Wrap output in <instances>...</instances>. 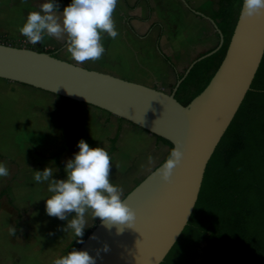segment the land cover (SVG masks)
Masks as SVG:
<instances>
[{
	"label": "water",
	"instance_id": "obj_1",
	"mask_svg": "<svg viewBox=\"0 0 264 264\" xmlns=\"http://www.w3.org/2000/svg\"><path fill=\"white\" fill-rule=\"evenodd\" d=\"M218 33V46L195 58L171 93L45 52L0 44L1 79L105 110L168 140L184 154L169 182L159 175L163 162L123 198L136 210L132 227L109 228L100 221L91 231L78 250L88 251L95 264H160L188 224L207 164L264 56V15H239L221 65L207 87L185 106L176 99V91L195 63L222 47L224 34L219 29Z\"/></svg>",
	"mask_w": 264,
	"mask_h": 264
},
{
	"label": "rangeland",
	"instance_id": "obj_2",
	"mask_svg": "<svg viewBox=\"0 0 264 264\" xmlns=\"http://www.w3.org/2000/svg\"><path fill=\"white\" fill-rule=\"evenodd\" d=\"M40 2L43 0H0V38L11 45L23 48H50L51 45L45 41L36 45L29 43L19 31L26 22L27 14L38 10L34 6H38ZM56 2L59 4V11H62L71 0ZM151 4L155 10L153 18L164 24L163 48L181 74L193 58L215 45L211 42L204 45L201 42L206 36L205 30L210 27L201 19L180 21L179 13L169 6L168 0H151ZM139 13L148 16L147 6L143 5ZM131 14L122 0H118L113 18L119 35L115 39L103 37L104 40L108 39V45H104L105 62L100 65L105 68L104 70L122 74V78L128 80L131 79L128 76L132 74L134 78L144 74L150 77L148 82L154 85L152 87L156 86L170 93L175 77L170 73L168 63L157 58L159 55L155 40H130L128 44L122 40L126 38L125 22ZM139 26L140 31L144 32L147 29L146 24ZM158 32L159 27L154 33ZM196 36L201 37L198 39ZM143 44L145 51L142 50L140 54L145 55L147 59L139 63L130 50L137 49ZM63 46L58 53L59 57L81 65L71 58L65 45ZM82 65L92 67L95 66V61H87ZM156 74H161L162 79L153 82V76ZM142 80L138 78L139 82ZM61 102L60 98L44 91L0 79V150L9 158L0 160V163L9 170L7 177H0V190L9 185L11 196L17 204L22 208H30L21 222L30 237H24L22 234L14 236L9 229L16 230L14 220L16 213L8 204L6 197L0 200V264H53L55 259L67 255L80 245L72 230H62L66 227L67 220H60L46 213L45 199L51 195L47 191V183H37L33 178L35 171H43L45 167H50L53 170V178L65 179L66 161L79 151V140L87 142L85 131L81 132V139L76 138V130L72 135V126H76V122L73 121L74 114L69 105ZM110 144L114 146L113 143ZM118 145L119 140L115 143L116 147ZM124 152L122 155L119 152L110 155L112 163L110 181L123 189L122 199L143 179L134 178L136 170L134 162L124 171L119 169V165L124 163L120 160L123 159ZM113 166L117 169L116 172L112 171ZM86 219L88 227L84 229L83 238L100 222L99 218L92 219L90 213Z\"/></svg>",
	"mask_w": 264,
	"mask_h": 264
},
{
	"label": "trees",
	"instance_id": "obj_3",
	"mask_svg": "<svg viewBox=\"0 0 264 264\" xmlns=\"http://www.w3.org/2000/svg\"><path fill=\"white\" fill-rule=\"evenodd\" d=\"M141 2H146L148 6V17L134 15L127 18L126 22L140 38L148 36L153 29L159 27L156 48L175 77L171 93L189 65L181 74L178 73L175 63L162 46L164 27L161 22L153 21L143 34L133 26V20L148 22L153 16L154 9L150 0H136L135 5L130 8H136ZM242 5L243 0L216 1L211 18L217 25V28L213 26V30L218 42L215 47L199 56L218 46V29L224 34V43L218 51L195 63L180 84L175 97L183 105H188L207 87L221 65ZM0 44L11 45L2 38ZM11 46L20 47L13 44ZM63 47L30 49L60 58L58 53ZM154 88L159 89L156 86ZM73 121L76 122V117ZM74 130L75 125L72 126V135ZM119 137L120 132L110 140L114 146L106 150L109 155L116 151L115 143ZM157 138L169 147L163 163L174 146L162 137ZM8 159L0 150V160ZM3 197H6L16 213L14 236L22 234L30 237L21 224L30 208H22L17 204L11 196L9 185L0 190V200ZM92 230L87 232L83 242ZM160 264H264V56L250 90L207 164L199 197L188 224Z\"/></svg>",
	"mask_w": 264,
	"mask_h": 264
},
{
	"label": "clouds",
	"instance_id": "obj_4",
	"mask_svg": "<svg viewBox=\"0 0 264 264\" xmlns=\"http://www.w3.org/2000/svg\"><path fill=\"white\" fill-rule=\"evenodd\" d=\"M117 3L118 0H71L59 11L56 0H43L34 6L38 10L27 14L19 31L33 45L42 43L46 36L62 39L75 62H94L105 53L104 34L111 39L119 35L113 18ZM240 15L248 18L264 15V0H243ZM78 148L73 158L65 163V179L53 178L50 167L35 171L34 180L46 182L47 191L51 194L45 199L46 213L67 220L62 230H72L80 243H83L84 229L88 227L86 217L89 213L92 219L99 218L109 228L114 225L132 227L136 221V210L122 199L123 189L110 181L112 163L109 153L100 146L90 147L83 139L78 141ZM183 155L179 148L171 149L159 168L163 181L171 180L173 170L181 163ZM8 175V168L0 163V177ZM122 230V227L118 228V231ZM9 231L15 235L14 228ZM53 264H95V258L86 250L73 248L67 255L55 259Z\"/></svg>",
	"mask_w": 264,
	"mask_h": 264
},
{
	"label": "crops",
	"instance_id": "obj_5",
	"mask_svg": "<svg viewBox=\"0 0 264 264\" xmlns=\"http://www.w3.org/2000/svg\"><path fill=\"white\" fill-rule=\"evenodd\" d=\"M216 1L217 0H186V2L189 5V6H187L183 0H168L169 6H172L174 8V10L179 13L180 21H186L188 19H191V20L192 19H194V20H196V19L200 20L201 19L205 23H207V25H209L210 28H207L205 30L206 36L204 35L205 38L201 42L204 45H206L209 42L214 43L215 45H213L212 47H209L206 50L202 51V53L213 48V47H215L217 42H218V38H217V36L213 30L214 25L208 19V18H211L212 10L216 6ZM122 2L125 5V7L130 12H132V14L130 16H128L127 18L134 16V15L142 17V18L148 17V16H144L142 13H139L141 11V9L143 8V5L147 6L146 2H141L134 9H131L130 7H133L135 5L136 0H127V1L122 0ZM150 2H151V0H150ZM152 7H153V5H152ZM147 9H148V6H147ZM153 9H154V7H153ZM196 11L200 12L204 16L197 14ZM154 12H155V10L153 11V15H154ZM148 15H149V10H148ZM153 21H159V20H157L156 18L154 19L152 16L151 20L148 22H140L137 20H133L132 24H133V26H135V28L141 34H143L147 31L149 25ZM135 22H138L139 25L140 24H146L147 29L144 32L140 31L139 30L140 26ZM162 25H164V24H162ZM155 29H153L148 36H146L144 38H140L136 34L133 33V31L130 29L129 25L127 24V22H125L124 33L126 35V38H124L122 40L124 41L125 44H128V42L130 43V40H133V41L134 40L135 41H144L145 40L146 41L147 39H153V40H155V47H156V38H157L158 33L157 34L154 33ZM203 32H204V30H203ZM105 36H107V34H105L104 37ZM196 37H198V39H199L201 36H196ZM44 41L48 45H51V47L48 49L60 48L64 45V44H62V42L65 43V41L62 39L57 40L55 38H51V37H47V36L45 37ZM102 43H103V45H108V39H105V40L103 39ZM59 45H61V46H59ZM143 46H144V44H143ZM143 46L140 45V46H138L137 49L133 48L130 50L132 52V55L137 59V62H139V63H140V61L144 62L147 59L145 55H143L142 53L140 54V52H142V50L145 51V46L144 47ZM162 46H163V38H162ZM138 54H140V55H138ZM158 55L159 56L157 58L159 60H161V62L164 61L159 52H158ZM197 57H195V58H197ZM60 58L69 61L68 59L63 58V57H60ZM139 58H140V60H139ZM195 58H193L192 61ZM104 62H105V59L102 56L101 59L95 61V66L90 67V66H86V65H82V64H81V66H84V67H87L90 69H94V70H98L101 72H105L108 74H112L115 76L123 77L122 74L112 73V72L104 70L105 68L100 65ZM169 71L171 72L170 66H169ZM169 71L167 70V72H169ZM137 74H139V72ZM132 75L128 76L129 78H131L129 80H132L134 82L141 83V84H144L147 86H151V87L154 86L148 82L150 77H148L144 74H143L144 76L139 74L140 76H136L134 78V75L133 76ZM138 78L143 79L142 80L143 83L139 82ZM158 79L159 80L162 79L161 74H156L153 76V82H156ZM3 80H5V79H3ZM5 81H9V80H5ZM23 85H25V84H23ZM26 86H28V85H26ZM28 87H31V86H28ZM32 88H34V87H32ZM34 89H37V88H34ZM37 90L43 91L40 89H37ZM44 92H46V91H44ZM46 93H48L49 95H52L53 97L60 98L62 100V102H61L62 104H64V105L67 104L71 107V110L74 114V117H76V126H75L76 127V129H75L76 130V134H75L76 138L79 137V139H81L80 134L82 131H85V134H87L85 140L87 141V143L89 144L90 147L92 145H94V147L100 146V147H103L104 149L109 150L112 148V144H110L112 142L110 140L112 138H114L118 134V132H120V137H119L120 145H118L116 147L117 150L114 152V155L117 154V152H119L120 155H122L121 153L123 151H125L124 152L125 154H123V156H124L123 159H120V160L124 161V163L122 162L119 165V169H122L124 171L127 167H129V165H131L134 162L135 167H136V170L134 172V178L135 179H139L141 177H143V179H144L150 172H152L156 167H158L162 163V161L165 159V157L169 151V147L165 143H163L162 141L158 140L157 136L150 133L149 131H147V130H145V129H143V128H141V127L125 120V119L117 117V116H115V115H113V114H111L105 110L97 108L95 106H92V105H89L86 103L80 104V103L75 102V101H70V100L65 99L64 97L56 96L55 94H52L50 92H46ZM95 116L97 118H99V120H97V118H95ZM107 144H108V146H107ZM149 157H151V162H149ZM114 158H115V156H114ZM112 171H115V172L117 171L115 166H113Z\"/></svg>",
	"mask_w": 264,
	"mask_h": 264
}]
</instances>
